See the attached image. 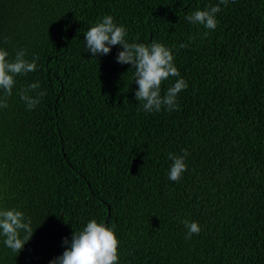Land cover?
<instances>
[{
  "label": "trees",
  "instance_id": "obj_1",
  "mask_svg": "<svg viewBox=\"0 0 264 264\" xmlns=\"http://www.w3.org/2000/svg\"><path fill=\"white\" fill-rule=\"evenodd\" d=\"M216 3L0 0V46L39 57L0 110V204L37 228L19 255L0 245V264H49L93 217L116 224L120 264H264V0L222 4L215 30L186 21ZM108 14L130 41L173 49L188 82L176 110L138 111L119 45L84 52ZM34 80L46 94L29 111L19 89ZM183 150L187 170L170 181L168 153ZM185 219L201 225L191 239Z\"/></svg>",
  "mask_w": 264,
  "mask_h": 264
},
{
  "label": "clouds",
  "instance_id": "obj_2",
  "mask_svg": "<svg viewBox=\"0 0 264 264\" xmlns=\"http://www.w3.org/2000/svg\"><path fill=\"white\" fill-rule=\"evenodd\" d=\"M228 3L229 0H219V3L197 8L185 19L193 25L215 30L221 5ZM204 35H208V32ZM83 41L84 52L96 59L111 53L113 46H120L115 58L122 65L130 64V69L134 70V83L138 85L135 89V98L139 101L138 111L156 113L165 109L173 111L179 107V94L188 87V82L180 75L174 51L166 43L156 40L151 43L130 41L128 28L117 23L110 14L93 23L84 32ZM185 46L186 43L180 45ZM38 60L39 57L34 54L29 58L27 48L17 49L12 57L7 48L0 46V110L8 107V98L14 94L18 77L35 72ZM170 77L177 79L162 89V83ZM45 94L46 90L41 89L39 80L19 89L20 98L29 111L40 103ZM189 155L187 150H183V154L168 153L171 164L166 175L170 181L182 178L188 167ZM183 224L186 239H191L193 234H199L202 230L200 223L195 220L185 219ZM36 228L33 227V218L20 206L0 204V245L11 253L19 255L32 239ZM63 245L64 251L53 257L49 264H120V239L114 223L90 218L79 230L74 228L71 238L64 237Z\"/></svg>",
  "mask_w": 264,
  "mask_h": 264
}]
</instances>
